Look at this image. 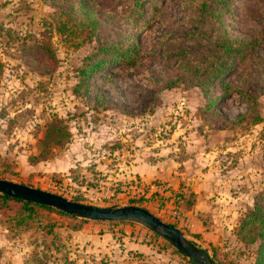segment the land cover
Segmentation results:
<instances>
[{"label": "rangeland", "instance_id": "1", "mask_svg": "<svg viewBox=\"0 0 264 264\" xmlns=\"http://www.w3.org/2000/svg\"><path fill=\"white\" fill-rule=\"evenodd\" d=\"M198 1H145L133 13L135 0H92L95 29L71 9L75 0H0V177L89 204L144 207L215 263L256 264L259 241L238 230L264 193V39L254 58L210 82L213 104L189 67L224 29L264 30V0H234L219 24L198 22ZM128 35L141 52L136 67L108 62L86 80L88 56ZM56 119L65 127L46 138ZM22 206L0 198V264H191L142 224L89 228L47 209L20 223Z\"/></svg>", "mask_w": 264, "mask_h": 264}, {"label": "trees", "instance_id": "2", "mask_svg": "<svg viewBox=\"0 0 264 264\" xmlns=\"http://www.w3.org/2000/svg\"><path fill=\"white\" fill-rule=\"evenodd\" d=\"M145 1L155 4L159 7L157 0H135V4L140 5V8L138 10L135 8V12L133 13L142 11L141 9ZM233 2L234 0H199L197 2L198 11L196 10L198 15V22L202 23L205 20L216 17V19H213L219 24L222 13L230 10ZM76 5L79 6V8L76 9L77 12H81L79 14H82L81 21L83 22V24L85 20H88L90 21L92 27H95L96 29L98 24V18H96L95 13L93 11L92 0H75V2H73L71 6V9L73 11L75 10ZM219 26L222 27V23ZM260 39H264V30L257 32L254 35L244 37L240 35H232L228 32L227 29H224V31L220 32L218 41L215 45L214 52L204 57L202 60V64H196L195 66L194 64H191L189 68H191V70L193 71L192 74L194 77H201L203 75L202 79L197 81V84L200 85V87L204 91L208 99V103H214V99L209 96L208 92V86L210 82L214 79L221 80L223 74L232 66L234 62L244 63L245 61L254 58L256 47L258 46V44L260 45L261 42ZM94 53H97L98 55L95 56L93 59H91L92 56H88L87 63L84 65V67L81 68V72L84 74V78L86 80H88V77H90V74L93 73V71L101 70V68H104L108 62L110 63L120 61L125 64V67H136L141 56L136 37L131 35H128L123 40L119 39L118 41L110 42L108 44L101 43L98 47V50ZM181 53H185V51L181 50ZM207 59L208 61L206 62ZM179 61V63L182 65V70H186L187 68L185 65V60L181 59ZM200 71L201 74H198ZM171 80H180V76H175ZM223 87L224 89L228 88L226 84H224ZM242 95L245 97L246 100H249L250 103L253 104L254 102H256L254 93H248L247 91L242 90ZM59 121L60 119H56L55 121L49 123L46 138L51 136L50 133H56L59 130H62L63 127H65V124L59 125ZM66 133L70 135V132L67 130ZM41 141L45 142V139ZM0 198L1 203L3 204L8 203L10 200H18L23 203L22 209L19 212L20 218L18 222L20 223L28 222V220L35 219L40 209L53 210L57 213L66 215L71 218H81L67 214L55 207L21 200L3 193H0ZM74 200L79 201L80 199L78 197H75ZM81 219H84L85 221L89 220L85 218ZM109 223L114 224L129 222L109 221ZM48 227L49 229L47 230V232L51 233V225L49 224ZM238 236L244 242L259 241L256 264H264V193L259 195L258 199L254 203L253 209L250 210L247 214H245V216L242 218L238 230ZM177 251L179 253H182L178 249ZM211 260L212 262H214L213 259ZM189 261L191 262V264H198L193 259H190Z\"/></svg>", "mask_w": 264, "mask_h": 264}, {"label": "water", "instance_id": "3", "mask_svg": "<svg viewBox=\"0 0 264 264\" xmlns=\"http://www.w3.org/2000/svg\"><path fill=\"white\" fill-rule=\"evenodd\" d=\"M0 193L47 206L55 207L67 214L96 221H128L142 224L157 235L167 239L187 258L198 264L212 262L208 250L197 246L176 226L144 207L137 205L99 206L69 199L61 194L34 187L25 183L0 178Z\"/></svg>", "mask_w": 264, "mask_h": 264}, {"label": "crops", "instance_id": "4", "mask_svg": "<svg viewBox=\"0 0 264 264\" xmlns=\"http://www.w3.org/2000/svg\"><path fill=\"white\" fill-rule=\"evenodd\" d=\"M12 201H18V200H10L9 203H11ZM19 202H21V201H19ZM196 213L197 212L195 211V209H191V210L186 211V214L190 215L192 217V219L196 218V216H195ZM85 223L88 225L86 227H89V228H96L97 225L101 224V222H97L96 220H88ZM120 224H126L127 225L128 223H120ZM83 228H85V224L83 225Z\"/></svg>", "mask_w": 264, "mask_h": 264}]
</instances>
